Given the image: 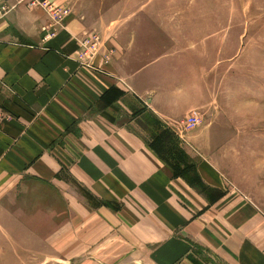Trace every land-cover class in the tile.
I'll list each match as a JSON object with an SVG mask.
<instances>
[{
	"label": "crops",
	"instance_id": "1",
	"mask_svg": "<svg viewBox=\"0 0 264 264\" xmlns=\"http://www.w3.org/2000/svg\"><path fill=\"white\" fill-rule=\"evenodd\" d=\"M48 24L25 8L0 24V216L19 212L23 185H59L74 195L77 242L90 232L136 264H264L259 120L181 100L172 82L148 83L146 65L134 77L115 62L105 74L83 67L79 21L46 40ZM189 115L201 126L184 131L187 164H171L140 124L160 138Z\"/></svg>",
	"mask_w": 264,
	"mask_h": 264
},
{
	"label": "rangeland",
	"instance_id": "2",
	"mask_svg": "<svg viewBox=\"0 0 264 264\" xmlns=\"http://www.w3.org/2000/svg\"><path fill=\"white\" fill-rule=\"evenodd\" d=\"M52 1L69 8L82 26L80 36L98 35L94 70L105 74L115 62L119 74L134 77L146 65L147 82H172L173 96L181 100L210 101L214 110L259 120L264 144V0ZM183 123L160 138L149 119L140 125L147 143L169 163L187 164L180 145L184 131L197 126ZM23 186L19 212L14 203L13 216H0V264H136L128 260L131 249L98 245L90 232L76 241L74 195L66 197L59 185ZM87 203L93 207L97 200Z\"/></svg>",
	"mask_w": 264,
	"mask_h": 264
},
{
	"label": "built area",
	"instance_id": "3",
	"mask_svg": "<svg viewBox=\"0 0 264 264\" xmlns=\"http://www.w3.org/2000/svg\"><path fill=\"white\" fill-rule=\"evenodd\" d=\"M25 8L27 10L41 11L49 19V24L43 29V37L49 40L53 37L57 29H62L70 17L71 11L65 5L60 6L55 4L52 0H0V24L12 12ZM98 35L88 33L81 35L78 39V59L82 66L89 69H96L94 59L97 54ZM1 117L0 119H3ZM187 127H196L200 123L198 116L191 115L190 117L182 120Z\"/></svg>",
	"mask_w": 264,
	"mask_h": 264
},
{
	"label": "bare ground",
	"instance_id": "4",
	"mask_svg": "<svg viewBox=\"0 0 264 264\" xmlns=\"http://www.w3.org/2000/svg\"><path fill=\"white\" fill-rule=\"evenodd\" d=\"M57 30H60V29H57ZM57 30H56V31H57Z\"/></svg>",
	"mask_w": 264,
	"mask_h": 264
}]
</instances>
